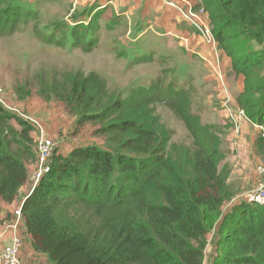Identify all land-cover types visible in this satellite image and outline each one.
Masks as SVG:
<instances>
[{
	"label": "trees",
	"instance_id": "obj_1",
	"mask_svg": "<svg viewBox=\"0 0 264 264\" xmlns=\"http://www.w3.org/2000/svg\"><path fill=\"white\" fill-rule=\"evenodd\" d=\"M194 2L206 14L214 44L230 58L229 71L242 78L236 107L264 126V0ZM48 8L52 14L44 12ZM37 17L44 18L36 29L42 40L83 53L100 46L103 30L117 33L119 20L127 19L121 9L99 4L73 8L72 0H0V36ZM133 22L127 42L123 38L116 46L129 64L151 56V31L144 32L139 18ZM130 40H136L133 46ZM170 46L175 50L174 41ZM163 57L179 65L178 73L166 67L163 72L173 74L164 86L158 81L132 88L122 98L94 70L60 73L65 92L56 100L74 116L70 134L79 136L91 124V134L103 144H76L66 154L54 146L49 170L24 197L26 233L50 264H203L211 231L217 249L212 264H264V203L233 200L228 170L219 168L227 152L221 147L224 133L218 122L204 123L193 113L190 59L181 64L173 54ZM52 87L47 80L40 96L58 95L47 92ZM163 100L187 128L190 149H173L171 132L151 117L150 102ZM33 130L0 104V200L8 205L29 178L26 164L36 160ZM254 151L264 158L261 136Z\"/></svg>",
	"mask_w": 264,
	"mask_h": 264
},
{
	"label": "rangeland",
	"instance_id": "obj_2",
	"mask_svg": "<svg viewBox=\"0 0 264 264\" xmlns=\"http://www.w3.org/2000/svg\"><path fill=\"white\" fill-rule=\"evenodd\" d=\"M194 1L196 0H188L186 8L181 11L188 14L193 12L194 15L189 14V17L196 27H191L195 30V34L201 36L204 41L208 56L205 59L196 54L185 52L182 46H179L178 49H175L178 51H175L165 37L151 33L146 40L148 42L147 51L151 56L138 61V63L129 64L127 60H123L124 57L117 54L119 47L116 48V46L118 41L124 38V43H126L130 37V30L135 24L131 17L119 20L117 33L103 30L104 33H100V46L90 53H83L79 49L70 50L65 46L59 48L55 45V40H42L37 35L36 29L43 26V17L41 19L37 17V21L22 25L12 34L0 36V104L16 116L29 119L28 122L34 128L32 134L35 136L37 129L35 118L39 121L42 119L47 123L42 127L47 135L52 129H56L58 131L57 133L55 130L56 135L54 134L57 137L56 142L60 144V150L64 153L76 144L102 145V141L91 134L94 127L91 124L86 126L79 136L71 135L75 125L74 116L65 105L56 100V97H64L65 92V88L60 83V73L63 70L74 69H82L87 72L94 70L103 74L102 76L108 83L118 87L122 98L132 88L149 86V84L152 85L158 81L161 82L160 86H164L173 74V72H163L166 67L178 73L179 65L167 61V57L161 58L162 56L173 54L181 59V64L184 59L191 56L186 71L191 83L189 85L193 96V98L191 97L193 113L198 114L197 116H200L204 123L221 122L220 126L218 125L224 133L220 138L221 147L227 152L225 160L219 164V168L223 170L224 174L228 170L227 173L230 175L228 182L231 185L228 186V189L233 200L239 198L248 201L246 197L254 194L261 184L264 158L255 153L254 145L258 137H262V131L256 127L258 124L249 119L255 127L243 117L241 118L245 121L238 120L231 124L227 118H223L222 121L219 116L218 113L224 105L225 107L227 104L233 106V99L242 88V78L234 76L229 71L230 62L226 66L223 60L224 57L228 60L230 58L226 54L220 55V49L204 34L205 29H210V26L205 12L190 6ZM56 8L58 7L56 6ZM44 12L52 14L50 8ZM135 41L130 40V46H133ZM174 43L180 44L177 41ZM44 72L49 75L47 76ZM47 80L53 85L47 92L59 91L58 95L55 96V93L52 96L46 94L45 98L40 96L39 87L46 85ZM156 92L157 90H154V93L151 94L152 99L157 97ZM49 105L55 107L48 111ZM171 106L164 100L159 103L150 102L149 107H153L151 109L154 112L151 117L157 124H161L171 132L173 149H190L192 146L191 136L180 116ZM232 110L235 112L237 109L233 108ZM12 121L17 126V121ZM56 145L55 143L54 146ZM49 164L50 159L47 161L48 166H50ZM32 183L33 181L29 177L20 188L15 204L19 203L31 191ZM215 255H217L216 235L214 231H211L207 236L204 248L203 264H212ZM36 257L37 264H50V260L45 254L39 253Z\"/></svg>",
	"mask_w": 264,
	"mask_h": 264
},
{
	"label": "crops",
	"instance_id": "obj_3",
	"mask_svg": "<svg viewBox=\"0 0 264 264\" xmlns=\"http://www.w3.org/2000/svg\"><path fill=\"white\" fill-rule=\"evenodd\" d=\"M72 1L74 6L99 4L101 7L104 6L111 7L115 11H119L121 9V16H125L128 19L130 17L131 19L139 18L140 21H142L145 25L144 32L149 30L151 31V33L155 35L163 36L168 40H170V44L172 41L174 42L177 41L180 44L177 45L175 43V49H178L179 46H182L184 47V51L189 52V54H196L203 59L208 58L207 48L204 45V41L201 38V36L195 34L196 33L195 30L193 29V27L190 26L189 23L187 22L182 23L180 11L186 8L187 6L186 2L188 0H72ZM194 3L195 2H193L192 4L194 5ZM139 36H141V33L138 35V37ZM219 52L220 55L223 54V52L221 51ZM187 58L191 59V56ZM223 61L227 66L229 60L226 57H224ZM233 102H234L232 103L233 106L227 104L225 107L224 105L222 107L223 109H221L220 113H218L222 121L223 118H227L228 122H230L231 124L232 122L228 118L229 112L233 111L232 110L233 108L238 109L236 107L234 99ZM53 105H49V107H47V110L50 111V109H53L55 107ZM35 119L37 121L36 123L40 124L42 127L45 124H47L44 120L41 119V117H40L41 119L40 121L37 118ZM240 121H245V120L240 119ZM246 121L250 122L247 118ZM217 122L221 123L220 121ZM55 130L56 129H52L49 132L48 136L53 139V141L57 144L56 146H60V144L56 142L57 137L55 136L56 135ZM56 132L58 133L57 130ZM32 136L34 135L32 134ZM70 149L71 148H69V150ZM68 151H66V153H68ZM35 167H36V160L34 162L26 164V168L28 170L30 179L32 173L35 170ZM33 185L34 183H32V188ZM23 200L24 198H22V200L19 203L12 205H8L0 200V232H1L0 251L9 242L11 237L14 234H17L21 237L23 243L22 249L19 254L21 264H37L38 259L36 256L37 254H39V252L33 249L32 241H31L32 239L26 233V228L24 226L23 220H21L22 218L19 220L18 227H16V233H13V230L10 227H8L9 224H12L16 221V216L14 215V211L19 207L18 205H20V203Z\"/></svg>",
	"mask_w": 264,
	"mask_h": 264
},
{
	"label": "built area",
	"instance_id": "obj_4",
	"mask_svg": "<svg viewBox=\"0 0 264 264\" xmlns=\"http://www.w3.org/2000/svg\"><path fill=\"white\" fill-rule=\"evenodd\" d=\"M180 13H181L180 14L181 17H183L185 21L191 22V18L189 17V14L194 15L193 12H189L188 14L180 11ZM204 34L209 40L213 41L212 35L210 33V29L206 28ZM241 117L245 119L247 118L244 111L240 109H237L235 112L231 111L229 112L228 115V118L232 123H236L238 120L242 119ZM35 124L37 129H36V136L34 134L35 138L33 136V140L35 143L36 167L31 175V179L34 183L33 187L38 182L39 178L49 170L47 161L50 158V155L52 153L55 144L53 139L46 134L44 129H42V126L36 122ZM256 127L261 129L262 138L264 139V126L256 125ZM261 175H262L261 184L254 194L246 197L248 201L264 203V167H262L261 169ZM23 201L20 203L19 207L14 211V215L16 216V221L8 225V227H10L13 230V233H16V227H18L19 220L21 218V208ZM22 246L23 243L21 237L17 234H14L9 240V242L0 251V264H21L19 254L22 249Z\"/></svg>",
	"mask_w": 264,
	"mask_h": 264
}]
</instances>
